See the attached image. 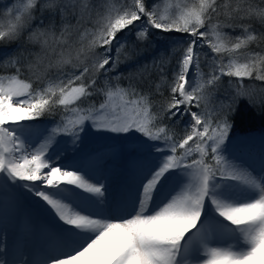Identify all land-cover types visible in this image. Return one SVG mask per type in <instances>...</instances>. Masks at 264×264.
<instances>
[{"label":"snow or ice","instance_id":"1","mask_svg":"<svg viewBox=\"0 0 264 264\" xmlns=\"http://www.w3.org/2000/svg\"><path fill=\"white\" fill-rule=\"evenodd\" d=\"M175 7L179 11L165 14L158 4L149 7L147 0H120L119 7L101 0H27L20 9H7L11 20L0 27V42L17 39L31 27L37 12L48 11L61 20L71 17L77 24L93 11L98 17L96 31L87 32L90 41L77 52L75 61H63L73 71L47 66L57 68L55 82L43 83L37 77L34 89L33 82L20 78L18 60H10L15 74H0V174L14 183L23 182L22 188L54 212L64 246L46 264H264V170L254 175L227 148L232 129L227 116L230 104L221 102L212 111H200L206 90L215 89L224 76L237 78L241 86L245 79L264 82L260 52L250 53L245 62L232 58L227 64L223 55L233 57L250 42L264 39V33L237 36L229 42L213 23L221 15L217 0ZM251 15L250 8H234L231 19ZM255 15L264 24V9ZM225 26L254 31L250 23ZM55 27L50 22L44 31L37 29L32 35H55ZM135 27L142 29L137 32L138 40L148 38L149 28L191 37L176 62L177 70L168 84L170 98L161 109L169 119L189 117L179 138L162 123L163 115L153 111L146 95L131 84L121 88L107 78L119 62L126 30ZM65 32L61 30L57 43L67 44ZM205 44L217 54L208 65L207 79L199 51ZM97 48L101 51L96 52ZM160 70L163 73V62ZM95 95L104 99L87 107L78 103ZM249 102L264 106V97ZM57 106H63L60 122L37 135L35 125L27 122L53 113ZM86 124L98 132L135 131L149 142H160L134 150L151 162L131 194L130 210L120 202H108L105 178L93 177L78 156L58 164L79 151ZM61 136L69 139L61 141ZM40 139L44 143L37 146ZM90 179L95 183H89ZM68 185L75 188L68 189ZM75 189L94 195L85 196Z\"/></svg>","mask_w":264,"mask_h":264},{"label":"trees","instance_id":"2","mask_svg":"<svg viewBox=\"0 0 264 264\" xmlns=\"http://www.w3.org/2000/svg\"><path fill=\"white\" fill-rule=\"evenodd\" d=\"M13 2L19 4H26L27 0H0V6L8 9L13 5ZM108 3V0H104ZM148 6L151 7L157 2L164 3L166 9L164 10L163 4H159V11L161 13L170 14L179 11L176 5L188 4L192 2H198V0H147ZM217 4L221 6L219 17H214L213 23L219 26L218 30L226 34L229 42H234L235 37L245 36L248 34L259 36L264 33V24L260 22L259 17L255 14L261 9H264V0H217ZM226 6V7H225ZM234 8H250L252 15L245 17L243 20H232V9ZM45 17L43 18V27L47 28L50 22H54L56 27L54 29L55 34L65 30L64 25L67 20L71 21L73 28L75 25H79L78 29L73 33L72 29H66L65 37L71 39L69 45L74 44L76 46L74 53L71 56L65 57L62 53L63 49L56 47L52 52L51 48H43L41 44L33 42L24 33L12 41L0 42V74L12 75L15 74V68L10 66V60H18L21 66L20 78L26 81L33 82L34 89L37 85V77H40L43 83L55 82V75L57 68L54 67L51 70L46 68L41 73H35L32 70L31 64L35 62V59L42 56V61L48 63L51 56L57 58V62L53 63L57 67H62L65 71H73L71 65L64 64L63 61L72 59L75 61L77 52L85 47L90 37L87 34V19H84L82 24H77L71 17H66L61 20L60 16L53 17L48 11L44 12ZM86 23V24H85ZM228 23L234 24H251L252 29L249 33H245L241 27H226ZM85 24V25H84ZM138 25V24H137ZM95 30V29H94ZM140 27H135L133 31L127 32L124 37L125 43L119 54V62L111 72L107 74V78L113 84L119 83L121 88H128L129 84L133 85L137 91L146 95L153 103V111H159L163 115V124L169 126L170 129L174 130V138H179L184 135L185 120L183 117H174L169 119L161 109L162 106H166L167 100L170 98V88L168 84L173 79V73L177 70V60L180 58L182 50L187 46V43L191 39L188 33H181L176 31L165 32L159 29L150 28L148 30V38L146 40H138L137 32L141 31ZM205 29H201L204 31ZM96 31V30H95ZM209 39L215 40L214 36H210ZM74 42V43H73ZM208 47V46H206ZM96 52H100L101 49H95ZM201 52V71L204 73V77L209 76L210 69L208 65L211 63V58L216 56L211 49L202 48ZM115 48L113 54L115 55ZM260 52L264 55V39H258L250 42L245 48H242L233 57H229L227 54L224 55V63L227 64L229 59L235 58L239 62H245L250 53ZM83 59V57H81ZM163 62V73L160 70ZM47 72V76L45 73ZM116 77H120L117 81ZM104 76L101 75L100 80H103ZM231 82L236 85V89L244 88L247 83L249 86L261 87V96H257L256 100L253 99L254 95L248 99L242 97V94L231 95L230 89L223 90L225 83ZM157 85H160V90L157 91ZM225 91V94H222ZM162 93V95H161ZM210 99H205L202 102V109L200 111H211L210 107L218 104V101L226 98L224 104H230L231 107L227 111V116L232 129L229 133V139L244 140L247 137H255L257 135H264V106H258L255 103L249 101H258L261 97H264V82L259 80L245 79L241 86L237 82L235 77L224 76L221 81L218 82V86L215 89H209ZM227 95V96H226ZM224 96L223 98H221ZM130 98V97H129ZM221 98V99H220ZM104 99L102 95H95L91 98H82L80 105L87 107L89 103H98ZM214 101V102H213ZM252 105V107L250 106ZM194 111L197 109L193 108ZM63 112V106H57L53 113H45L40 119H45L50 125H56L60 122V117ZM158 123H161L158 121Z\"/></svg>","mask_w":264,"mask_h":264},{"label":"bare ground","instance_id":"3","mask_svg":"<svg viewBox=\"0 0 264 264\" xmlns=\"http://www.w3.org/2000/svg\"><path fill=\"white\" fill-rule=\"evenodd\" d=\"M142 144L145 143L105 146L88 158L81 159L84 168L87 165L88 168L91 165L95 167L89 172L93 177L105 178L109 203L120 202L128 210L131 209V194H134L151 162L150 157L134 154V150ZM257 151L263 153L262 149L247 147L232 156L237 160L242 155L246 160L243 164L254 175H259L264 170V156L256 157ZM64 162L58 161V164ZM36 183L39 186V182ZM89 183H95V179H90ZM20 185H14L11 194L0 193V264H46L48 257L64 246V240L57 233L56 217L50 206ZM66 187L75 188L73 185ZM75 190L85 196L94 195L82 189Z\"/></svg>","mask_w":264,"mask_h":264},{"label":"rangeland","instance_id":"4","mask_svg":"<svg viewBox=\"0 0 264 264\" xmlns=\"http://www.w3.org/2000/svg\"><path fill=\"white\" fill-rule=\"evenodd\" d=\"M42 2H46V0H42ZM89 2L91 3L92 0H89ZM101 2H104V0H101ZM119 2L120 0H108V4H115L117 7H119ZM193 3V2H192ZM156 4H163L164 10L166 9V6H164V3L162 2H157ZM24 5V3L19 4L18 2H13V5L10 8L13 9H20L22 8V6ZM9 9V8H8ZM36 18L33 19L32 21V25L30 28H25L21 33H24L28 36L29 39H31L33 42H37L39 44L42 45L43 48L46 47H50L51 48V53L52 55H55V52H52L53 49L55 50L56 47H60L63 49V52L65 54V57L71 56V53H74L76 46L74 44L69 45V43L71 42V39L67 38V37H63V39H65L67 41V44H60L57 43V40L60 38V34L56 33L55 35L52 34H46L44 36H34L32 35L33 32H36L37 29H39L40 31H44L46 29V27H41V21L43 20V18L45 17V14L43 13L42 15L40 13H35L34 14ZM85 19H87V32L88 31H95L96 28L94 27V25L96 24V21L98 19V17L95 14V11L92 12L91 15H85ZM146 20V18H144ZM11 20V16L8 14L7 9L0 6V27H3L4 25H6L9 21ZM85 23V24H86ZM84 24V25H85ZM137 24L139 25L140 22H137ZM79 25H75L73 28V25L71 23V21L67 20L66 24L64 25L65 29H72L71 32H75L78 29ZM95 29V30H94ZM150 29V28H149ZM74 43V42H73ZM208 46L207 44H205L204 48L209 49L210 47H206ZM57 62V58H55V56H51L50 59L48 60V63L43 62L42 61V56H39L35 59V62L33 64H31V72L32 70L35 71V73H41L43 71L46 70V68H48L47 66L49 64H52ZM190 76H192V73L190 74ZM205 79H207L208 77H204ZM230 89L231 91V95L233 96L234 93L238 90L236 89V85L231 83V82H226L224 89L223 90H228ZM240 94H242V97H244L245 99H248L250 97H252L253 95L255 97H253L254 100H256L257 96H261L262 95V91H261V87H257V86H249L247 83L244 85V88L242 87L241 89H239ZM226 92L223 91L222 94H225ZM227 96V95H226ZM224 96H222L221 98H223ZM220 98V99H221ZM206 99H210V95H209V89L206 90ZM251 99V100H253ZM226 98L222 99V102H225ZM214 102V101H213ZM221 103V100L218 101V104ZM252 107V105H250ZM219 105H212L210 107L211 111L218 108ZM183 109V106H182ZM185 123L188 122L189 117L188 116H183ZM30 124H33L32 122H27ZM34 125V124H33ZM54 125L52 126H44V125H35V128L37 130V135L39 134L40 131H42L43 129H51L52 127H54ZM82 136V141L83 143L81 144V147L79 149V151L77 153H70L68 155H66L61 161H66L71 159L73 156H78L79 157V161L82 158L88 157L90 155V150L96 151L95 149H99L101 150V146H108V147H115L120 145H133L136 143H151L149 141H147V139L145 137H143L140 133L138 132H130V133H111V132H98L94 129H92L91 127H89L87 124L85 125V132L81 134ZM65 136H61L58 139L61 141H65L67 139H69L68 137L66 139H63ZM251 139H249L250 141ZM255 141H260L262 144H264V136H257L254 138ZM155 143L159 144L160 142L158 141H154ZM44 143V139H40L39 140V145ZM37 144V145H38ZM38 145V146H39ZM227 148L229 149V151L231 152V154H233L234 150H238V149H243L244 147H247V145H240L237 143H227ZM61 147H63V144H61ZM243 147V148H242ZM59 150V149H57ZM232 150V151H231ZM94 153V152H93ZM11 181V180H10ZM7 185L8 187V194H11L12 189L14 188V185H17L19 183L22 182H12L9 183V179H6L3 177H0V187L1 184ZM1 193V190H0ZM7 194V195H8Z\"/></svg>","mask_w":264,"mask_h":264}]
</instances>
